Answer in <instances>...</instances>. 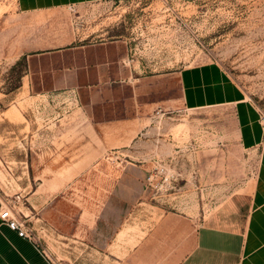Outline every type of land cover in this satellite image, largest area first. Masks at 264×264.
I'll list each match as a JSON object with an SVG mask.
<instances>
[{
	"label": "rangeland",
	"instance_id": "obj_1",
	"mask_svg": "<svg viewBox=\"0 0 264 264\" xmlns=\"http://www.w3.org/2000/svg\"><path fill=\"white\" fill-rule=\"evenodd\" d=\"M211 62L263 120L264 0H0V200L54 264H179L251 188L232 110L179 105L178 73ZM102 164L130 183L106 189Z\"/></svg>",
	"mask_w": 264,
	"mask_h": 264
},
{
	"label": "crops",
	"instance_id": "obj_2",
	"mask_svg": "<svg viewBox=\"0 0 264 264\" xmlns=\"http://www.w3.org/2000/svg\"><path fill=\"white\" fill-rule=\"evenodd\" d=\"M112 0H14L22 14L50 12ZM184 109L228 107L243 150L256 151V179L247 191L229 196L200 224L191 250L179 264H264V122L244 91L218 63L185 67L178 73ZM99 182L117 194L129 178L115 164L94 166ZM128 187V186H127ZM123 196V195H122ZM120 196V197H122ZM128 200V199H126ZM0 200V214L3 210ZM0 264H54L34 239L20 236L0 218Z\"/></svg>",
	"mask_w": 264,
	"mask_h": 264
},
{
	"label": "built area",
	"instance_id": "obj_3",
	"mask_svg": "<svg viewBox=\"0 0 264 264\" xmlns=\"http://www.w3.org/2000/svg\"><path fill=\"white\" fill-rule=\"evenodd\" d=\"M262 121L264 122V119ZM0 218L3 221L7 222L11 229L18 231L20 236L33 239L30 231L26 228L25 224L20 221L17 217H15L10 209L4 208L0 214ZM42 252L46 257H48L44 250H42Z\"/></svg>",
	"mask_w": 264,
	"mask_h": 264
}]
</instances>
